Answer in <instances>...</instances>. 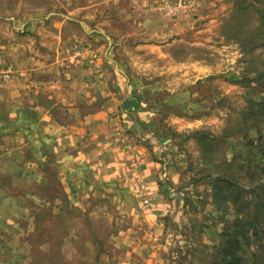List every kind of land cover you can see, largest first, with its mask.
<instances>
[{
	"label": "rangeland",
	"instance_id": "rangeland-1",
	"mask_svg": "<svg viewBox=\"0 0 264 264\" xmlns=\"http://www.w3.org/2000/svg\"><path fill=\"white\" fill-rule=\"evenodd\" d=\"M66 1L0 0V37L12 28L8 19L43 21L63 7L73 11L74 1ZM200 6L185 18L194 23L192 30L166 38L165 56L131 44L117 51L144 92L150 128L164 138L155 162L172 185L168 172L184 176L163 193L166 219L150 229L107 197L85 211L71 202L62 205V221L47 222L39 213L38 230L34 217L21 214L0 231V264H264V0H209L203 17ZM108 11L99 9L103 20ZM86 16L93 21L94 11ZM75 43L97 53L91 39L70 40L65 51ZM83 61L79 67L87 70ZM85 178L93 182L90 174ZM48 183L43 194L56 195L60 203L57 182ZM98 186L129 200L117 184ZM127 227L138 231V247L127 241Z\"/></svg>",
	"mask_w": 264,
	"mask_h": 264
},
{
	"label": "crops",
	"instance_id": "crops-1",
	"mask_svg": "<svg viewBox=\"0 0 264 264\" xmlns=\"http://www.w3.org/2000/svg\"><path fill=\"white\" fill-rule=\"evenodd\" d=\"M70 1L73 11L63 7L43 21L8 19L12 28L0 37V148L6 149L0 155V231L26 213L38 230L39 213L47 222L62 221L67 214L62 205L71 202L84 210L100 197L152 229L155 220L166 219L169 206L163 193L178 187L184 176L168 172L172 185L155 162L164 138L150 128L144 92L128 69L130 62L117 51L131 44L165 56L162 52L170 45L166 38L192 30L194 23L165 15L162 0ZM201 2L203 17L209 0ZM103 8L109 10L108 20L98 13ZM91 11L93 21L86 16ZM89 39L97 46V70L80 69L81 59L75 61L65 51L70 40ZM66 62L76 67L70 69ZM50 178L62 192L60 203L56 195L43 194L50 190ZM106 183L126 190L129 200L98 186ZM55 205H60L59 213ZM123 233L129 244L139 246L135 228Z\"/></svg>",
	"mask_w": 264,
	"mask_h": 264
},
{
	"label": "built area",
	"instance_id": "built-area-1",
	"mask_svg": "<svg viewBox=\"0 0 264 264\" xmlns=\"http://www.w3.org/2000/svg\"><path fill=\"white\" fill-rule=\"evenodd\" d=\"M199 6L200 0H162L159 3L160 9L165 15L184 18L194 16L198 11ZM67 51L73 53L75 61L80 58L81 60H84L83 62L87 63L90 69H98L96 65L98 55L96 52L92 51V49L75 43L71 46V49Z\"/></svg>",
	"mask_w": 264,
	"mask_h": 264
},
{
	"label": "trees",
	"instance_id": "trees-1",
	"mask_svg": "<svg viewBox=\"0 0 264 264\" xmlns=\"http://www.w3.org/2000/svg\"><path fill=\"white\" fill-rule=\"evenodd\" d=\"M209 177V176H208ZM227 183V185H229L230 187H238L239 188V185L238 183H236L235 181H232V180H228V181H225Z\"/></svg>",
	"mask_w": 264,
	"mask_h": 264
}]
</instances>
